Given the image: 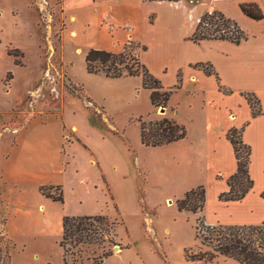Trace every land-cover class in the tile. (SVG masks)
<instances>
[{"label": "rangeland", "instance_id": "1", "mask_svg": "<svg viewBox=\"0 0 264 264\" xmlns=\"http://www.w3.org/2000/svg\"><path fill=\"white\" fill-rule=\"evenodd\" d=\"M246 1L264 7V0ZM238 8L227 10L240 18ZM93 11L83 9L75 23L77 12L67 0H0V84L8 89L17 77L12 91L0 94V110L12 111L0 115V264H65L64 218L96 215L120 223L115 245H80L68 252L67 264H240L223 256L212 263L187 261L186 250L201 245L196 224L202 214L179 212L167 199L178 198L183 181H192L188 162L181 159L185 151L141 144L139 119L153 121L157 113L141 77L112 79L87 72L91 47L111 50L125 40L122 33L114 45L94 25ZM138 26L135 31L149 48L148 64L156 72L167 64L166 83L175 85L169 51ZM243 29L250 36L256 31ZM193 96L185 83L170 100L182 120L199 115L188 111ZM26 125L13 145L12 135ZM201 182L207 199V169ZM42 188L55 197L61 188L64 201L47 197ZM213 193L210 187V207ZM203 215L206 222L224 219ZM104 251L111 255L101 260Z\"/></svg>", "mask_w": 264, "mask_h": 264}, {"label": "crops", "instance_id": "2", "mask_svg": "<svg viewBox=\"0 0 264 264\" xmlns=\"http://www.w3.org/2000/svg\"><path fill=\"white\" fill-rule=\"evenodd\" d=\"M67 1L68 5L77 12L75 23L82 15L83 9L94 8L93 13L94 15L97 14L94 25L107 38H110L114 45L116 43L119 45L116 37L125 33V40L122 45H119V48L113 47L111 50H103L119 53L127 43L137 41L147 48L141 54L142 63L150 73L162 82L165 88L180 85L181 89L185 83L192 88L194 96L188 102V111L191 112L190 110H192L193 113L196 114L197 112L199 115L193 117L191 122L182 120L178 108H174L170 102L163 112L153 107L157 110L156 119L154 120L164 117L173 118L183 124L188 133L187 137L181 141L161 146L168 148L178 146L177 148L184 149L185 155L181 156V159L188 162L187 170L192 179L191 182H187V179L183 181L185 185L181 188L177 200L167 198L170 204L174 203L177 207V201L183 198L187 192L203 186L201 179L204 169H207L209 186L204 212L206 215L211 212L215 217L223 216L224 219L222 221L208 219L206 223L208 225L262 224L264 222V197L262 196L264 193V19L255 21L244 15L240 8L241 4L255 2H247L246 0H202L199 4L192 5L190 0ZM232 5H237V8L239 6L240 18L228 12L227 9ZM263 8L262 4V11ZM214 11H220L228 18L235 20L238 24L240 23L241 28L247 26L249 29H256L255 33L250 36L242 28L248 35V39L239 45L228 40H204L200 43L190 40L200 17L207 12ZM114 17L118 20L117 23H114ZM138 25L148 36L155 39L162 51L165 49L169 51L173 63L176 64L175 85H173L174 82L166 83L167 64L157 72L148 64L149 48L144 45L146 41L143 37L138 31H135L139 27ZM73 32L77 33L76 37H79L80 32ZM6 45L25 48L22 45L13 43H6ZM5 47L3 46V52ZM4 56L12 64L15 62L10 55L4 54ZM199 63L209 65L213 74L210 75L200 68H195L194 66ZM16 78V75H14V80L8 85V89L0 84V94H7L12 91ZM2 79L1 76L0 83H2ZM243 93L253 94L258 99L261 108L259 115L253 116L252 107L245 96L242 95ZM10 112L0 110V115L3 116ZM65 123L68 125L66 119ZM192 124L194 128H192ZM3 125L4 123L0 120L1 135ZM27 125L14 132L12 135L13 145ZM71 128L78 129L77 125H73ZM232 128H243V142L252 149L250 175L254 181V187L244 199L224 202L219 199V196L229 190L227 181L237 171L234 147L227 138V133ZM15 133L17 134L15 135ZM1 141L0 148L2 147ZM114 149L116 150L115 153L121 157L123 154L121 147L116 145ZM8 157L9 153H7L6 158ZM118 163L121 162L118 161ZM113 169L117 171L118 165L114 164ZM102 172L106 173L105 168ZM2 176L5 180L4 172H2ZM110 187L112 189L113 186L110 185ZM210 187L214 190L211 207ZM114 194L116 193L114 192Z\"/></svg>", "mask_w": 264, "mask_h": 264}, {"label": "trees", "instance_id": "3", "mask_svg": "<svg viewBox=\"0 0 264 264\" xmlns=\"http://www.w3.org/2000/svg\"><path fill=\"white\" fill-rule=\"evenodd\" d=\"M247 17L260 21L264 19L262 9L256 3H244L240 6ZM211 26V27H209ZM248 39V35L240 25L220 11L207 12L202 15L190 40L200 43L204 40H228L236 45ZM140 49V52H137ZM147 48L137 41H130L119 53L103 49H90L86 54V69L89 74H103L107 78L141 77L143 88L151 91L152 106L165 109L172 96L180 89V85L165 88L142 63L141 53ZM11 55V53H9ZM207 74H213L210 66L199 63L194 66ZM252 107L253 116L261 113L258 99L250 93H243ZM141 144L145 147H161L176 143L187 137V129L173 118L164 117L159 120L148 121L139 119ZM243 128H232L227 133L228 140L234 147L237 160V171L227 183L229 190L222 193L219 199L224 202L240 201L253 189L254 181L250 175L252 149L243 142ZM243 152V155L241 154ZM54 201H64L61 188ZM264 197V193L262 194ZM179 212L202 214L197 219V239L200 247L186 250L188 262L212 263L219 256L232 259L240 264H264V222L260 225H208L203 215L206 205V189L199 186L187 192L177 201ZM120 223L105 215L65 217L63 220V236L61 247L64 251V262L69 251L80 245H100L107 241L115 245L116 228ZM108 237L105 239V237ZM105 248V247H104ZM110 251H104L99 257L104 260L110 256Z\"/></svg>", "mask_w": 264, "mask_h": 264}, {"label": "water", "instance_id": "4", "mask_svg": "<svg viewBox=\"0 0 264 264\" xmlns=\"http://www.w3.org/2000/svg\"><path fill=\"white\" fill-rule=\"evenodd\" d=\"M160 110H161L162 112L164 111V109H160ZM114 250H115V251H118V250H120V249H119V247H115Z\"/></svg>", "mask_w": 264, "mask_h": 264}]
</instances>
